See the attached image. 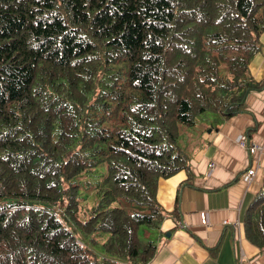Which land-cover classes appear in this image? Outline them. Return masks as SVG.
Segmentation results:
<instances>
[{
    "label": "trees",
    "instance_id": "1",
    "mask_svg": "<svg viewBox=\"0 0 264 264\" xmlns=\"http://www.w3.org/2000/svg\"><path fill=\"white\" fill-rule=\"evenodd\" d=\"M262 35L264 0H0V264L150 261L182 128L247 112ZM243 226L264 251V177Z\"/></svg>",
    "mask_w": 264,
    "mask_h": 264
},
{
    "label": "crops",
    "instance_id": "2",
    "mask_svg": "<svg viewBox=\"0 0 264 264\" xmlns=\"http://www.w3.org/2000/svg\"><path fill=\"white\" fill-rule=\"evenodd\" d=\"M261 41L263 50L264 35ZM262 50L249 65L256 79L264 77ZM246 106V113L216 128L203 123L197 129L189 151L191 179L185 170L159 179L156 199L169 214L153 229L157 251L145 264H264V251L246 238L243 226L264 177V90L249 93ZM250 127L255 129L247 135ZM241 139L262 145L250 183L241 179L252 160Z\"/></svg>",
    "mask_w": 264,
    "mask_h": 264
},
{
    "label": "rangeland",
    "instance_id": "3",
    "mask_svg": "<svg viewBox=\"0 0 264 264\" xmlns=\"http://www.w3.org/2000/svg\"><path fill=\"white\" fill-rule=\"evenodd\" d=\"M264 50V49H263ZM262 50V51H263ZM257 55H259V54H257ZM256 55V56H257ZM252 62V61H251ZM249 69H250V67H249ZM255 78V77H254ZM264 78V77H263ZM256 79V78H255ZM256 80H260V79H256ZM216 116V114H213V113H210V112H208V113H203V114H201L200 116H198V118H197V120H196V123H195V125L193 126V127H191V128H188V127H183L182 128V133L180 134V136H179V139H178V144H179V146L182 148V149H185L188 153H189V151H190V147L193 145V141H194V136H195V134L197 133V129L200 127V123H202L201 122V120H202V118H204V117H206V118H211L212 116ZM184 130H189L190 131V133L189 134H183V132H184ZM187 141H190V145L188 146V144H187ZM239 145L242 147V148H244L247 152H249L250 153V155H251V164L244 170V172H242L241 173V179L244 181V182H246V183H250L251 181H252V179H253V177H254V175H255V173H256V168H257V166H258V159H259V154L261 153V151H262V145H260V144H257V143H255V142H250L249 144L246 142V140L244 141V139H241L240 141H239ZM254 146L255 147H258V150H253V148H254ZM250 168H255V173H253V174H251L250 175V178H249V180L248 179H244V175H247L248 173H246L247 172V170H249ZM248 180V181H247ZM90 203H88V204H85V206H88V208L90 207ZM176 215V214H175ZM174 216V215H173ZM144 228H146V226H141V229H140V232L142 233V231H143V229ZM150 233H151V236H150V238L149 239H153L154 240V237H153V234L155 233V230H150ZM143 240H145V239H143Z\"/></svg>",
    "mask_w": 264,
    "mask_h": 264
},
{
    "label": "built area",
    "instance_id": "4",
    "mask_svg": "<svg viewBox=\"0 0 264 264\" xmlns=\"http://www.w3.org/2000/svg\"><path fill=\"white\" fill-rule=\"evenodd\" d=\"M253 150H255V151L258 150V147H255V146H254ZM246 173H248V174H247V175H244V179H245V180H246V179L249 180L250 175L253 174V173H255V168H250L249 170H247ZM248 180H247V181H248Z\"/></svg>",
    "mask_w": 264,
    "mask_h": 264
}]
</instances>
